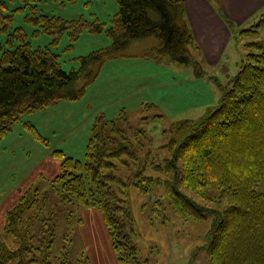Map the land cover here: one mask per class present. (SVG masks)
Wrapping results in <instances>:
<instances>
[{
    "label": "trees",
    "instance_id": "obj_1",
    "mask_svg": "<svg viewBox=\"0 0 264 264\" xmlns=\"http://www.w3.org/2000/svg\"><path fill=\"white\" fill-rule=\"evenodd\" d=\"M24 1L33 4L36 0ZM117 1L118 12L107 29L112 43L80 56L77 69L65 70L60 54L49 45L34 48L23 27L9 33L8 46L0 41V141L23 115L62 99L81 98L108 60L133 55L189 57L199 73L203 72L202 63L192 56L198 46L182 0ZM209 1L221 12L220 0ZM7 8V2L0 0L1 32L7 31L12 20ZM30 21L37 32L49 33L55 41L64 33L74 41L85 28L103 30L101 23L43 13H33ZM229 28L233 30L231 25ZM262 28L264 14L251 28L238 32L240 36H257ZM136 45L139 48L132 51ZM248 45L255 51L245 55L232 84L221 86L214 109L199 119L178 120L165 131L171 133L169 142L161 146L168 151L166 157L151 151L141 155L146 130L132 128L125 107L114 118L105 114L96 117L85 160L54 151L60 162L52 179L53 190L64 202L75 198L97 209L116 264H144L133 239L135 230L123 221L130 211L115 190L116 182L141 193L160 185L177 215L203 220L210 206L202 200L209 199L207 192L214 181L220 193L213 201L223 207L206 245L211 264H264V191L258 189L264 176V39ZM27 126L42 137L33 125ZM122 165L126 166L125 178L106 173ZM39 202L40 190L30 184L6 211L5 232L18 240L19 247L13 249L0 240V264H51L48 257L56 225L50 222L52 218L30 213ZM38 220L43 226L33 233Z\"/></svg>",
    "mask_w": 264,
    "mask_h": 264
},
{
    "label": "rangeland",
    "instance_id": "obj_2",
    "mask_svg": "<svg viewBox=\"0 0 264 264\" xmlns=\"http://www.w3.org/2000/svg\"><path fill=\"white\" fill-rule=\"evenodd\" d=\"M5 1L6 12L12 15V20L7 31H0L3 45L8 46L9 33L23 27L31 45L34 48L49 45L60 54V63L67 71L80 67V56L112 43L107 29L118 12L117 0H36L32 2L35 9L24 0ZM220 9L221 12L216 11L229 23L231 20L224 16L221 1ZM33 13L101 23L103 30L85 28L74 41L68 33L55 41L53 35L36 31V25L30 21ZM261 17L243 27L231 24L230 55L222 62L227 70L206 65L196 48L192 56L202 63L200 73L189 57L188 61H180L171 55L162 59L122 56L103 65L99 76L87 86L81 98L62 99L23 115L0 141V240L13 249L19 247L18 240L5 232V214L15 204L23 187L34 184L40 190V202L30 213L39 218H52L50 222L56 225L54 247L48 257L51 264H116L109 234L97 209L82 205L75 198L64 202L53 190L52 179L60 162L54 151L62 150L68 156L85 160L96 117L105 114L114 118L125 107L132 128L146 130L141 155L151 151L166 157L168 151L161 146L169 142L171 133L165 131L178 120L199 119L214 109L221 97V86L232 84L245 55L255 51L248 43L264 39V28L257 36H240L238 31L251 28ZM138 48L136 45L132 51ZM28 124L42 137L35 135ZM125 167L122 165L106 173L125 178ZM114 185L130 211V217H124L123 221L128 229L135 230L133 239L144 264H211L206 245L223 207L213 201L220 193L216 181L208 189L209 199L202 200V204L210 206L203 220L177 215L160 185L149 193H141L133 186L125 187L120 182ZM42 226V221L38 220L33 233H38Z\"/></svg>",
    "mask_w": 264,
    "mask_h": 264
},
{
    "label": "crops",
    "instance_id": "obj_3",
    "mask_svg": "<svg viewBox=\"0 0 264 264\" xmlns=\"http://www.w3.org/2000/svg\"><path fill=\"white\" fill-rule=\"evenodd\" d=\"M224 16L222 18L208 0H183L186 17L198 45V54L209 67L227 70L224 60H228L232 32L228 24L243 27L254 22L264 13V0H220ZM127 58L140 56H125ZM143 58V57H142ZM258 189L264 191V176ZM4 221V220H3Z\"/></svg>",
    "mask_w": 264,
    "mask_h": 264
},
{
    "label": "water",
    "instance_id": "obj_4",
    "mask_svg": "<svg viewBox=\"0 0 264 264\" xmlns=\"http://www.w3.org/2000/svg\"><path fill=\"white\" fill-rule=\"evenodd\" d=\"M179 59L180 61H188L189 59L187 57H181V58H177Z\"/></svg>",
    "mask_w": 264,
    "mask_h": 264
},
{
    "label": "clouds",
    "instance_id": "obj_5",
    "mask_svg": "<svg viewBox=\"0 0 264 264\" xmlns=\"http://www.w3.org/2000/svg\"><path fill=\"white\" fill-rule=\"evenodd\" d=\"M237 175H239V172H238V171H237ZM244 175H245V176H247V175H248V173H247V172H245V173H244ZM241 178H243V177H241Z\"/></svg>",
    "mask_w": 264,
    "mask_h": 264
}]
</instances>
